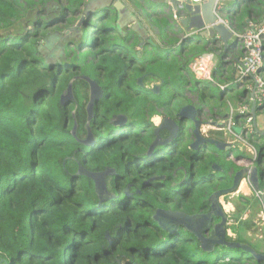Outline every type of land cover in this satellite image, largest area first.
I'll return each instance as SVG.
<instances>
[{
  "label": "trees",
  "instance_id": "trees-1",
  "mask_svg": "<svg viewBox=\"0 0 264 264\" xmlns=\"http://www.w3.org/2000/svg\"><path fill=\"white\" fill-rule=\"evenodd\" d=\"M223 3L239 32L264 22V0ZM87 10L83 0H0V264H264L225 244L203 249L184 226L169 232L154 219L157 209L207 212L208 196L231 185L233 173L221 163L224 152L210 145L190 148L193 123L178 112L192 104L202 124L224 119L226 109L218 102L246 93L233 82L243 49H224L198 34L177 44L180 31L165 32V20L158 42L138 49L133 31H118L109 13L98 10L83 19L80 34L66 32ZM209 52L218 68L226 65L215 96L190 68ZM82 75L102 89L89 121L94 145L81 142L87 135V82L75 78L73 100L61 101L68 82ZM155 83L160 87L152 92ZM120 115L126 122L114 125ZM154 117L172 119L178 129L148 155ZM234 118L242 124L238 114ZM158 134L164 139L169 132L162 128ZM203 134L225 141L221 130ZM253 163L264 175V155ZM108 168L106 190L113 197L100 199L94 181L79 169ZM262 208L255 194L240 196L227 218L235 236L226 234L225 240L249 242L240 234L242 226L251 227L243 215L254 217Z\"/></svg>",
  "mask_w": 264,
  "mask_h": 264
},
{
  "label": "water",
  "instance_id": "water-1",
  "mask_svg": "<svg viewBox=\"0 0 264 264\" xmlns=\"http://www.w3.org/2000/svg\"><path fill=\"white\" fill-rule=\"evenodd\" d=\"M217 0H204L203 2H193L192 0H134V5L139 7L141 14L143 17L147 18L149 21V25H153L151 20L155 18L151 14L154 11L163 10L164 7H169L172 12L176 13L177 19L173 20L167 14H162V17L167 22L164 31L167 32L171 30H179L180 31V39L183 40L187 37L194 36V30L199 31L195 33L198 36H202L203 38H207L210 42H222L224 49L230 45L233 40L232 32L230 29L219 22L216 14H215V4ZM112 6L116 10H120L118 5L111 3ZM88 12V11H85ZM85 14L80 16L78 21L75 23V26L68 29V31H76L80 34L83 19ZM158 16L157 18H162ZM134 23L137 22V18L135 17ZM138 23V22H137ZM115 29H121L122 25L116 21ZM182 30V32H181ZM194 31V32H193ZM62 53L61 48H58L55 51V56L57 57ZM75 78H81L85 80L89 86V99L85 106L87 112V121L85 123V128L87 130L86 137L81 140V142L85 145H94L95 139L93 138L90 128L89 121L92 118V109L94 103L102 97V89L101 87L90 77L82 75L78 77H73L69 82L61 95V101L70 99L73 100L72 94V81ZM142 77H139L137 82L141 84ZM160 85L152 84L150 87V91L156 92L158 91ZM256 104L253 102L250 107V114L253 117V124L255 125V117H256ZM179 117L185 118V120H190L193 123V134L194 139L190 143V148L198 149L201 145H210L215 149L220 151L229 150V144L223 140L207 137L203 134L201 130V126L203 124L215 125L219 127H223L225 124L218 122H210L205 121L202 124L200 120L196 118V109L192 104H188L180 109L178 112ZM126 122L125 116H118V119L114 121V125H122ZM167 129L169 134L166 138H160L159 130ZM256 129V126H254ZM178 129V124L176 121L169 118H161L160 121L156 124L154 128L155 139L152 141L146 154H150L153 152L156 146H160L166 144L171 141L175 136ZM76 131V123H74L71 133L75 136ZM240 132V129H237ZM229 157L231 153L227 154ZM251 164H253L252 160H249ZM212 169L220 170V167L217 164L212 165ZM81 174H84L90 177L94 181L95 191L100 199H106L113 197L111 193H108L106 190V181L105 178L112 172V169H106L101 172H87L83 169H79ZM248 177L250 185L254 188L255 191H260V201L264 207V191L260 188V181H264V175L262 172H259L257 166L253 164L251 167L242 166L238 170L234 171L232 175V183L230 186L226 188H219L213 191L208 196L209 202V210L207 212H197L193 214H188L180 210H171V209H157L154 214V219L159 223V225L169 232H174L179 225L184 226L188 231L194 234L201 242V248L210 249L214 244H225L229 247L240 248L243 251L249 253L251 256L256 258L257 260L264 261V253L257 252L251 245L245 242H237V241H226L225 236L227 233V214L222 208L219 197L224 196L230 193L235 192L238 189L239 183ZM126 193L128 191L126 190ZM217 218L218 221L214 222V219Z\"/></svg>",
  "mask_w": 264,
  "mask_h": 264
},
{
  "label": "built area",
  "instance_id": "built-area-1",
  "mask_svg": "<svg viewBox=\"0 0 264 264\" xmlns=\"http://www.w3.org/2000/svg\"><path fill=\"white\" fill-rule=\"evenodd\" d=\"M192 1L203 2L204 0ZM223 4V0L216 1L215 14L219 22L230 29L233 40L236 41L235 44L243 49V55L233 65V82L238 89L245 90L246 93L243 101L237 106L236 111L234 112L230 106L226 118L223 121H219L225 124L223 127L203 124L201 130L202 132L204 131L203 127L221 130L225 135H228L226 142L230 148L233 150L236 148H239V150L245 149L254 160L258 153L255 146L249 142L247 134L251 133L254 128L253 117L250 114L251 104L254 102L257 107H264V22L260 25L249 23V26L245 30L239 32L232 28L226 19L224 13L226 10H224ZM171 16L173 20L177 19L176 13L171 12ZM228 59L229 56L224 58L223 61L228 62ZM225 66L218 68L214 54L209 52L196 58L190 65V68L196 79L212 81V74H215V72H219V74L225 73ZM228 84H224L222 88L228 86ZM235 113L240 116L242 124L236 123L234 118ZM237 126H241L243 130L240 132L235 131ZM230 157L232 158L233 155L231 154ZM245 179L249 182L247 176ZM260 195V191H255V196L259 199ZM261 214V216H264V210Z\"/></svg>",
  "mask_w": 264,
  "mask_h": 264
},
{
  "label": "crops",
  "instance_id": "crops-1",
  "mask_svg": "<svg viewBox=\"0 0 264 264\" xmlns=\"http://www.w3.org/2000/svg\"><path fill=\"white\" fill-rule=\"evenodd\" d=\"M83 1H84L85 8L90 10L89 12H85L84 11L83 14H85V17L88 15V13L94 12V11H97V10H98V13L107 11L109 13L111 19H112V23H113L114 27H116L115 26L116 21L122 25V28L120 30L117 29L118 31L123 32L126 29H130L131 31H133V33H135V35H136V44H137L136 47L138 49H141L142 47H144L146 45H148V46L155 45L158 42V36H159L158 32L160 33L159 28L162 27V21L164 20V18L162 17V14H165V15L167 14L168 16H170L171 12H172V10H170L169 7H164L163 10H160L158 12L154 11L151 14L152 16H155V18L153 20H151V23L153 24L151 26V25L148 24L149 21H147V18L142 16L140 10L138 9L139 7H136L134 5V0H83ZM155 1H157V0H155ZM111 3H113L115 5H118L120 10L119 11L116 10L114 8V6H112ZM232 10H234V8H232ZM158 16H160L162 18H157ZM135 17L137 18V22L138 23L137 22H135V23L133 22L135 20ZM194 31H196V32H194ZM194 31H193L194 32L193 33L194 34V36H193L194 38L199 39L201 37L200 39H202L204 41L208 40L207 38H203L202 36H200L199 38L196 37L195 33H198L199 31H197V30H194ZM181 32H182V30H181ZM179 41H180V38H179L177 44L179 43ZM235 42L236 41H234V42L232 41L230 43V45L235 44ZM220 44L223 45L222 42H220ZM223 74H220L222 78H224ZM236 89H238V88L236 87ZM244 96H245V94H244ZM241 100H243V99H241ZM241 100L240 99L239 100L238 99L233 100L236 103L235 111L237 109V106L241 103ZM227 102H228V106L229 107L232 106L230 104L229 100H227ZM226 115H227V113H226ZM226 115H225V118H226ZM234 116H235V114H234ZM221 121H223V119ZM253 126H256V129L253 128V131L256 133V135L253 136V139L251 141L249 139L248 140H249V142H251L255 146L258 154L262 153L264 155V107L260 106L258 108V110H256L255 125L253 124ZM204 129H205V127H203V130ZM205 131L206 130H204L203 132H205ZM224 135L225 134L223 133V136ZM248 135L249 134H247V138H248ZM225 136L228 137V135H225ZM228 151H230V150H228ZM230 153L232 154V152H230ZM257 157H258V155H257ZM226 159L227 160H229V159L231 160L232 158L227 155ZM249 160L254 161L256 159L253 160V158L251 156L249 158H245V159H242L241 157H237L233 161V164L237 168L236 169L235 168H230L229 172L234 173V171L238 170L242 166L243 167L244 166L251 167L254 163L252 162L253 164H251L249 162ZM263 184H264V181H263ZM262 191H264V189ZM254 194H255L254 188L244 178L239 183L238 189L235 192L227 194V195H224V196H220L219 197V202H220L222 208L224 209V211L226 212L227 217H228V215L235 210L236 203H238V199H239L240 196L250 197V196H252ZM239 201H242V200H239ZM263 210H264V207L262 208L260 213L258 215H256V216H254V217L247 216V213L243 215V219L247 218L246 220H249V224H250L251 227L248 228L246 226H242L240 234H241V236L243 238H245L247 241H249V242H245V243H249V245L252 244L250 242V240L254 239L253 235H254V233H256V229L259 226H261L259 224V222H260V218H261L260 216L262 215L261 212ZM262 229L264 230V226H261L260 228H258V230H262ZM226 234L230 235L232 237L235 236L230 231V229L227 230ZM256 249L259 252H264V245H260L259 244V248L256 247Z\"/></svg>",
  "mask_w": 264,
  "mask_h": 264
},
{
  "label": "rangeland",
  "instance_id": "rangeland-1",
  "mask_svg": "<svg viewBox=\"0 0 264 264\" xmlns=\"http://www.w3.org/2000/svg\"><path fill=\"white\" fill-rule=\"evenodd\" d=\"M85 34H86V32H85V30L82 32V37H85ZM158 34H159V32H158ZM56 51V50H55ZM51 54V53H50ZM55 57V56H54ZM200 82L202 83V84H208V87H209V90H210V92H211V94H212V96H215L216 94H218V92H219V89H220V85L221 84H223V82H224V80H223V78L221 77V75L219 74V72H215V74H213L212 75V81H206V80H200ZM226 101V100H225ZM230 101V104L232 105L231 107L233 108V111L235 112V108H236V103L233 101V100H229ZM215 102V99H213L212 101H210L209 102V100H207V103H209V104H213ZM220 103H221V105L223 106V107H225V109H226V113L229 111V106H228V102L226 101V102H218V105H220ZM236 114V113H235ZM160 118L161 117H154L153 118V121L155 122V123H158L159 121H160ZM187 127L189 128L190 127V125H189V122H188V124H187ZM204 130H209L207 127H205V129ZM205 131V132H206ZM235 131H237V128H235ZM204 132V133H205ZM238 132V131H237ZM224 139H225V141H226V139H227V136H225L224 135ZM224 152V154L223 153H220V158H221V163L226 167V169H228V168H233V167H236L234 164H233V161H234V159H236L237 157H241L242 159H245V158H249L250 157V155H249V153H247V151L245 150V149H242V150H238V149H235V150H232L231 152H232V155H233V157H232V159L230 160H227L226 159V156H227V152L226 151H223ZM237 168V167H236ZM261 218H260V222H259V224L261 225V226H264V216H260ZM228 223H230V221H228ZM261 226H259L258 228H260ZM258 228L256 229V233H254V235H253V240H250V242L252 243V244H254L257 248H259V244L260 245H264V236H263V234H262V230H258ZM260 237H262V239H259Z\"/></svg>",
  "mask_w": 264,
  "mask_h": 264
}]
</instances>
